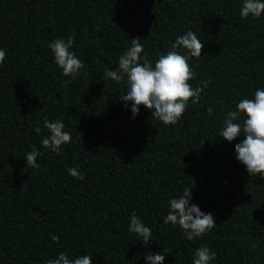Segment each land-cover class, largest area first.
<instances>
[{"label":"trees","instance_id":"trees-1","mask_svg":"<svg viewBox=\"0 0 264 264\" xmlns=\"http://www.w3.org/2000/svg\"><path fill=\"white\" fill-rule=\"evenodd\" d=\"M241 4L0 0V264H47L61 252L90 255L93 264H145L144 255L163 249L164 264H192L202 245L216 253L212 264H264V178L235 159L243 136L218 135L225 113L264 88V15L241 19ZM187 29L204 43L189 60L190 83L211 81L200 101L175 125L143 106L131 119L119 100L124 82L106 79L105 70L117 67L130 39L154 61ZM69 35L84 66L62 87L68 78L48 45ZM44 119H62L71 134L60 154L40 146ZM33 146L36 168L23 158ZM72 167L82 181L68 174ZM185 188L215 218L202 239L188 241L163 223L168 200ZM133 211L152 231L148 246L127 230Z\"/></svg>","mask_w":264,"mask_h":264},{"label":"clouds","instance_id":"clouds-1","mask_svg":"<svg viewBox=\"0 0 264 264\" xmlns=\"http://www.w3.org/2000/svg\"><path fill=\"white\" fill-rule=\"evenodd\" d=\"M264 15V0H242L239 8L241 19L252 17L259 19ZM204 43L197 35L187 29L177 35L171 43L170 50L158 55L153 61L147 57L144 47L138 38L130 39V45L118 57L115 69H106L104 76L117 84L124 82L125 91L119 100L123 107L131 113V119L139 114L141 106L151 111L165 126L175 125L191 104H197L202 92L207 89L211 81L201 80L197 86L190 81L194 78L190 58H200ZM53 56V62L63 77L62 87H66L75 80L83 62L73 51L74 38L58 37L48 45ZM6 58V51L0 48V63ZM213 113V108H208ZM46 135L40 136V146L48 151L60 154L63 146L71 142V134L65 130L62 119H44ZM33 131L39 136L41 128L37 124ZM218 135L227 142H233L243 136V140L234 145L235 159L242 164L250 177L259 175L264 178V88H256L251 98H242L235 103V109L225 113ZM40 151L36 146L24 155L26 166L38 167L37 158ZM70 176L83 180L84 176L76 167L68 168ZM191 188H185L177 197L170 198L167 214L163 216L164 225L178 227L182 236L188 241L202 239L213 227H217L211 213L201 211L200 207L191 203ZM127 230L135 235L145 246L150 245L151 229L143 219L133 211L129 216ZM53 242L59 237L49 233ZM255 247V244L252 245ZM168 253L148 252L143 256L145 264H164ZM216 253L207 245H202L193 253L192 264H212ZM47 264H93L92 256L79 255L69 258L67 253L61 252Z\"/></svg>","mask_w":264,"mask_h":264}]
</instances>
